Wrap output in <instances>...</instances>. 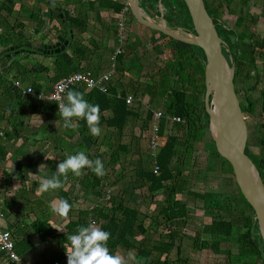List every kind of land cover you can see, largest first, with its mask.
Here are the masks:
<instances>
[{"label": "trees", "instance_id": "trees-1", "mask_svg": "<svg viewBox=\"0 0 264 264\" xmlns=\"http://www.w3.org/2000/svg\"><path fill=\"white\" fill-rule=\"evenodd\" d=\"M178 1L184 9L191 25L190 16L184 2L182 0ZM240 1L246 8L250 0ZM41 2H45L46 7L49 9L48 22L51 24L50 30H53L56 27L61 29V25V27L64 28V31H61L64 33V35L71 32L69 44L64 51L52 55L33 51L32 48L25 49V51H23L24 53L27 52L32 55L37 54L44 56V61L46 59H50L51 61L49 65L44 66H42L41 63L35 64L31 70L29 69L30 71L26 69L27 66H25V68H23L25 70V75H27L28 79L31 74V78L29 77V80L25 85L24 79H22V88L15 86L17 78H11L5 89H0V149L2 148V140L8 142L20 137L19 132L22 131V122L28 113H30L31 116H34L33 114L45 116L47 113H58L59 111L56 103L38 101L34 95L24 94L23 89H25L27 86H31L34 90V93L38 94L44 89V86L40 81L43 79H48L47 85H52L54 82L58 81L64 76L81 71L84 68L83 64L88 58V49H83L78 40L76 42L77 44L75 43V46L72 45L75 38L86 32V19L83 20L80 16L71 15L67 11L60 9V6L57 2H55L53 6H50L46 0H34V3L31 5V7L34 6V4L37 5ZM124 2L125 1L118 0H98L96 4L99 9L111 11L118 16L120 12L126 7ZM156 2L157 0H154L153 3ZM173 2L174 0H162L161 4L167 8L168 12H170ZM225 2L227 4L226 6L230 7L232 0H225ZM94 4L95 2L92 0L87 2L88 7L90 8H93ZM205 4L211 18L213 19L219 37L226 44L222 47V52L226 58L231 56L235 65L236 72L234 77V85L236 90V84L240 78H243L244 81H248L251 78V71L257 67L255 56L256 48L262 49L263 46L256 38L254 32L250 31V26L252 25V16L249 11L246 10L244 14L237 16L234 21L235 26L234 28H231L228 27L225 22H221V15L218 13L217 6H215L216 8L213 7V4L211 6V4L208 3V0H205ZM41 9L39 7L34 11L31 8V21L36 22L34 33H38L44 24V19L42 17L43 9ZM55 9H59L60 14H63L62 18L59 17V14H56L53 11ZM1 11L8 12L6 7H0V12ZM54 21L56 22L54 24L57 25L53 24ZM154 32L158 35H161V37L166 38V36L163 34H160L156 31ZM1 36L2 33H0V42H2ZM56 36L58 35L55 34L54 39ZM244 40H247L250 48L244 47L241 44ZM169 41L173 43L175 40L170 39ZM169 44L170 45H168V47H171V43ZM184 45L185 47L176 48L172 53L173 57L165 63L164 68L162 69L163 71L160 73L161 76L159 77L158 82L159 87H156L155 82L152 79V84L144 90L150 95L149 103H154L155 100L159 101V104L162 105L163 112H161L162 117L157 123L159 147L154 156L150 155L152 159L150 163L151 168L146 169V167H141L135 171V176L141 181V185L145 187L152 196L161 191L165 192L163 199L164 204L159 210V215L163 217L164 224H168V226L178 222L182 225H186V221L189 216V208L182 200L175 199V196L177 194H182L184 189V183H179L183 174L181 173L182 170L180 167V162L182 166L184 163L182 160L185 157V154L188 152V150H193L192 148L194 143L201 141L203 132L208 130V115L204 108V53L198 47L186 44ZM2 46L3 51L0 53V59L2 60L7 58V54L12 52L13 54H17L20 52V49L25 47V45L21 44H19L18 47H14V45H7L4 43ZM72 46H74L73 49L71 52H68V49ZM11 48H14V50ZM116 60L122 62L124 60V53L120 52L117 54ZM139 61L140 57L138 59V62ZM39 66L41 69L37 70ZM8 67L9 65L5 67L3 71L8 70ZM41 77L43 78L41 79ZM198 78L201 79L200 83L197 82ZM3 83H5V81L3 76L0 75V85ZM47 85H45V90L47 89ZM69 90H77L82 92L86 100L92 104H98L100 106L101 128L105 127L106 129H115L122 132L129 118H140L138 110H136V108L129 107L125 103V96L127 94L125 91L122 92L118 98H116V90L114 87L109 89L110 91L108 94H103L97 90L84 89L82 87H72ZM134 95H136V93ZM8 100L12 101V103L15 105L7 106L6 108L4 104H1H6ZM65 100L66 94L64 97V101ZM261 101V112L264 113V91H262L261 94ZM240 106L244 116L245 114L252 113L253 111V104L251 102H246L245 105L241 100ZM199 112L202 113L203 123L200 116L198 115ZM153 113L154 110L152 108L147 109L146 115L142 119L144 128L150 126L152 123ZM170 117L180 119L179 122L172 123V126L170 127L171 131L175 130V134H167L169 127L167 118ZM76 123L78 124V130L73 131L71 129H67L66 136L71 138L73 132H77V134L81 135L83 138L86 137L85 140L87 139L89 142H91L92 139L94 146H97V141L96 139L94 140L92 138L86 121L78 120ZM180 137L184 138L185 143L183 147L177 149V143ZM102 140L105 142V145L110 144L109 137L105 136ZM67 143L68 148L70 149L73 143L69 141ZM204 145V147L209 150L210 158H215L217 161L220 160L225 162L232 174L230 165L216 152L212 139H210L209 142H204ZM78 150H80V148ZM127 151V146L117 145V147L113 150V153L110 155L111 163H113V165L116 164L119 161L120 153H125ZM149 151H151L150 145ZM180 151L181 154H179ZM0 152L2 151L0 150ZM246 155L248 156L247 150ZM88 158H90V156H88ZM97 158L103 162L102 154L96 155V159ZM175 159L179 160L180 162L178 161V165L175 164L174 166L173 162H175ZM6 160L12 162L11 158ZM64 160L65 159L61 161ZM58 161H60V159H58ZM17 165L20 167V170H22L23 164L18 162ZM255 166L257 167L262 178L263 172L260 169V165L257 164ZM56 167L57 166H55V170ZM154 167H158V175L153 173L152 168ZM85 172L87 174L84 175L82 180L78 178V180H80L79 182L81 183L80 185L84 189V194H91L98 199H103L107 194H105V192H107V185H109V187L114 186L119 180L118 177L113 181L112 184H107V178L105 176L98 178L95 174L90 173L88 169H85ZM1 176L2 180L4 181L5 189L8 190L10 188V184L14 181L13 174H11V172H4ZM42 176L49 178L47 174H42ZM167 183H169V186L166 185ZM167 186L169 190L165 191ZM236 190L239 192L237 186ZM114 192L115 191H110L109 189V199L106 200L104 204L97 203L94 208L79 210L73 219H69L66 222L64 226L66 231L65 233H59L47 220L42 221L35 219L32 222L24 223L22 227L18 228L20 230L19 234H16V230L15 233H12L14 235L16 234L15 236L13 235L15 252L19 257H23L26 252L33 248L34 244L30 240L31 235L37 236L41 243H44L48 246L56 243H67V234H73L79 226H87L93 222L97 224L102 230L111 233V238L108 241V247L113 255L117 254L118 250L121 248L124 250L133 249L134 243L132 240L137 238L139 235H144L147 231V228L143 223L144 215L142 216L136 206H130L127 203V200L123 196L125 194L124 191L123 193L117 192L116 194H114ZM188 194H191L196 199L204 201V204L207 206L208 210L212 209V204L215 202H217V204H222L220 199H224L223 194L220 193L207 192L200 194L188 192ZM58 195L60 199L67 200L70 204H72V206L74 205L75 200L69 198V192L59 191ZM239 195L243 202H245L240 193ZM245 204L248 208V211L247 215L244 217V223L241 227L235 226L232 221L221 216L211 218V221L208 224H205L200 232L191 238L193 247L197 251L209 250L211 252L218 251L220 244L223 242L235 243L237 244L238 248V256H254L257 259V264H264V247L262 239L259 235L257 222L252 209L246 202ZM224 206L226 207L227 205L219 206V208H217L221 210L224 208ZM12 207L13 203L5 200L3 205L0 206V212L4 215V217H8L10 216V209ZM18 222L19 223L17 226L21 221ZM201 235H208L209 240L201 239ZM179 236H181L180 232H178V235H176L175 230H170L168 228V231L165 233V235L154 241L150 248L146 246L135 248V256L138 259H147V264H187V259L181 256L180 247L175 245ZM173 249L177 250L176 260H171L170 258ZM43 253L45 254L43 256L44 261L42 264H52L54 260L50 257L51 251H49L47 248H44ZM227 254L231 263L232 252L229 251ZM6 262L9 261L6 260ZM10 263L15 264L12 262Z\"/></svg>", "mask_w": 264, "mask_h": 264}, {"label": "rangeland", "instance_id": "rangeland-1", "mask_svg": "<svg viewBox=\"0 0 264 264\" xmlns=\"http://www.w3.org/2000/svg\"><path fill=\"white\" fill-rule=\"evenodd\" d=\"M80 1L82 3L84 2V9L86 10V12H88L90 25L86 29L85 33L73 40L72 45L75 46L78 40L81 45L83 43L85 48H88L91 52H93L92 54H94L96 59L93 62L90 61L88 64H86L88 66L83 69H88L89 67L91 70H93L94 66L96 65V62L99 61L101 73L114 70L113 77H115L114 80L116 84H119L123 88L127 87V85L130 83V85L133 86L132 92H136V95H134L135 93L129 91V96L131 95V97L133 98V103L130 106L131 108H135L136 106L138 107V111L140 112V118L128 119L129 123L126 131L122 132V134L117 131L116 134H114V140L110 139L109 145H105V142L103 140L98 141L97 146H94V144L92 143V139L91 142H85L86 149L84 151L86 152L87 156H90L89 159L95 160L96 155H103V164L106 170L105 177L107 178V184H112L113 181L119 177L118 183L116 185L111 187L107 185V192H105V194H107L104 196L103 199H98L91 194H84V189L80 185L81 183L79 182L84 178V175L82 177H74L70 174L68 181L65 183V186L62 189L51 193L39 194L37 192V189L41 181L45 179L42 174L48 172V177L52 176L55 172L54 166L49 168L48 166H45V170L47 172L41 173L43 169L42 168L40 169V174L37 175V173L35 172V168L33 169L32 167L30 159L24 158V160L23 158H18L27 164H25L26 166H23L22 168L24 176H22L23 174L21 173H11L15 175L16 180L10 184V188L8 190L5 189L4 183H1L4 186L0 185V188L2 190V196L0 195V200L4 196V199L6 198V200L12 201V203L14 204V207L10 209V217L6 219L7 224L10 228L9 230L12 231V233H15V230L18 231V228L22 227L24 223L32 222L35 219H39L42 221L47 220L59 233H65L66 231L64 229V226L69 219H73L79 210L94 208L97 203L104 204L106 200L109 199V194L111 195L110 192L108 194V191L110 189V191H115L114 194H116L117 192L123 193L124 191L125 194L123 196L127 200V203L130 206H136L142 216L144 215L143 223L144 226L147 228V231L144 235H139L137 238L132 240V242L134 243L133 249L124 250L121 248L118 250L117 254H120L126 258L129 252H132L135 255V248L137 247L146 246L150 248L153 245L154 241L158 240L161 236L163 237L169 228L170 230H175L176 235H178V232H180L181 236L178 237L175 245L180 247L181 256L187 259V264H233V262L234 264H257V259L254 256H238V248L237 244L235 243L223 242L220 244V248L218 249V251L211 252L209 250L197 251L192 245L191 238L195 234L199 233L202 227L211 221V218L221 216L225 219L232 221L235 226L241 227L244 223V217L245 215H247L248 211L245 202H243L239 195V192L236 190L234 179L232 180V174L229 171L228 166H226L227 164L220 160L217 161V159L215 158L211 159L209 156V150L204 147V142H209L211 139L208 130L203 132L201 141H197L194 143L192 148L193 150H188V152L185 154V157H182V161L184 162L182 166L179 160L175 159V162H173L174 166L178 163V161L180 162V167L182 170L181 173H183L179 183H184V189L182 194H177L175 196V199L182 200L187 204L189 208V216L186 221V225H182L179 222L170 226H168V224L165 225L163 217L159 215V210L164 204L163 199L165 192L161 191L158 192L156 195L152 196L147 191V189L141 185V181L135 176V171L137 169L141 167H146V169L151 168L150 163L152 161L150 157L151 154L149 151V140L153 132V125H155L156 122L152 121L150 126L144 128L142 119L145 117L146 111L149 108H152L154 112H163L162 105L159 104V101L157 100H155L154 103H149L145 100L143 105L139 100V102L136 100H143L142 98L146 97L150 100V95L147 94L144 90L152 84L153 81L151 80L154 77L155 85L157 88L159 87V77L161 76L160 73L161 71H163L162 69L164 68L165 63L173 57L172 53L176 48L185 47L184 43L178 41H174L172 43L165 37H161L158 35H155L156 39L153 38L150 35H154L155 33H153L147 28H137L138 24L135 23V21H133V19L130 18L131 16L128 14V24L127 22L125 23V27L128 26L126 30L127 35L125 31H122L123 34L125 33V42L122 49L124 50L123 53H127L129 51V53L126 54V58L128 59L123 62L124 67L126 68L125 73L124 71H117L116 68H112L113 66L115 67V63L117 61L115 63L112 62L110 60V57L111 55L114 56V49L116 47H119V44L116 42V34H114L116 31V25L119 20V16L115 15L110 11L99 9L97 5H95L98 0H92L95 2L93 8L88 7L87 0ZM19 2H21V0H19ZM52 2H57L58 4H60L61 0H52ZM0 3H3L8 6L7 3L2 0ZM10 3H13L12 0H10ZM33 3L34 0H26L25 4L31 7ZM208 3H210L211 6L213 4V7L217 6L218 13L221 15H219L221 22H225L228 27L231 28H234V21L237 16H241L243 14L242 10L244 6H242L243 4L240 0H232L230 7L226 6L227 4L225 0H208ZM37 5L34 4V6H32L31 8L34 11L39 7L40 9L42 8L43 10H41L44 11L42 17L45 18V20L39 32H35L36 34L34 33L36 22L31 21V23L29 24L28 22L31 20V17L28 19V21L21 19L26 18V16L31 13V8L27 9V15L24 14L23 16H19L20 19L16 20L15 24H13V22L16 16L8 17V14H6L5 12L0 13V28L5 29L3 30L1 36L2 42L4 44L14 45V47H18L19 44H29L31 45V48L41 49L44 45H50L54 43L55 30H50L51 24H49L48 22L49 14L47 11L49 9L46 7L45 2L38 3ZM15 7L18 9L21 6L15 3ZM126 7L128 9L127 5ZM71 8L72 7H69V9ZM250 10H253L252 6ZM70 11L73 10L71 9ZM99 18L102 23L96 24ZM18 22L21 23L22 26H19ZM12 25H14L13 27L15 29H11ZM132 25L135 27V29L138 30V32H140L142 44L144 43V45H146V53H144V49L141 50L139 49V47L133 49L136 50V52H130L131 48L129 46L130 40L128 36L129 34H132V32L130 31ZM7 27L9 28L7 29ZM60 28L61 31H64V28L61 27V25ZM250 31L254 32V34L256 33V31L253 30ZM58 33V36H65L63 32ZM91 41H93V43ZM169 43H171V47H168V45H170ZM90 44H95V47H97L95 49L96 51L92 49ZM74 46L70 47V51L73 49ZM245 46L250 48V45L247 41ZM262 50H264V48L260 49V51ZM0 53L2 52L0 51ZM137 54L139 55L141 62H130L129 59L132 60V58L137 57ZM8 57L9 58H4L3 60L0 59V75L3 76V79L5 81V83L0 85V89H5L11 78H17L16 81H18L20 85H22V79H24L25 85L28 82L29 77L31 78L30 74L27 79V75H25V70L23 69L25 68V66H27L26 69L31 70V68L35 66V64L41 63V65L44 66L49 65L51 61L50 59H46L44 61V56L37 54L32 55L27 52H19L17 54H12ZM261 58L262 57H258L257 59L260 60ZM5 63H7L9 67L8 70L3 71L5 68L4 66L6 65ZM118 64L117 67L122 68L121 63L118 62ZM40 69L41 67L39 66L37 70ZM197 82L200 83L201 79L198 78ZM43 84L47 85L48 79H44ZM137 87L138 90H136ZM1 104H4L6 108L7 106L15 105L10 100H8L6 104ZM198 115L200 116L202 121V113L199 112ZM245 118L247 119V114H245ZM246 121H248V119ZM168 125L169 127L167 130V134H175V130H170L172 123L169 122ZM23 134H25V132H23ZM102 136L103 135H101V138ZM184 143V138L180 137L177 143V149L183 147ZM117 145L127 146L128 151L125 153H120L119 161L113 165L110 160V155L113 153V150L117 147ZM80 147L83 148L82 144L79 142L78 147L72 145L71 149L76 151ZM74 151L72 152L75 153ZM67 152L68 151H65V153ZM179 154H181V151L179 152ZM12 156H5V159H12L11 164H13L15 160L17 161V159H15L16 156ZM40 162L41 163L39 164V167L41 168V165H43L44 167V160H41ZM221 167L224 168L221 169ZM89 172L92 173L90 170ZM78 178H80V180H78ZM263 178L264 175L262 179ZM166 185L169 186V183H167ZM168 186L165 191L169 190ZM59 191L69 192V198L75 200L74 205L71 211L69 212L67 218H61L54 214L51 210L53 201H58L60 199L58 195ZM188 192L200 194L207 192L218 194L220 193L223 194L224 199H220L222 204L212 202V209L208 210L207 206H205L204 204V201L194 198V196L188 194ZM216 205L227 206H224L223 209L219 210V206ZM4 220L5 219L2 220L3 225H5ZM18 221L21 222L17 226V224L19 223ZM5 227L7 228V226ZM19 233L16 232V234ZM31 236L30 240L35 245L34 248L26 252L24 256L20 258V262L15 264H42L44 261L43 256L45 254L43 253L44 248H48L49 251H51L50 257L54 260V264H67L66 250L64 248V245L66 243H56L48 246L44 243H41L38 240L37 236ZM201 239L209 240V236L201 235ZM229 251L232 252L231 263L228 259L227 254V252ZM176 257L177 250L173 249L170 258L171 260H176ZM1 260L2 261H0V263L3 262L4 259Z\"/></svg>", "mask_w": 264, "mask_h": 264}, {"label": "crops", "instance_id": "crops-1", "mask_svg": "<svg viewBox=\"0 0 264 264\" xmlns=\"http://www.w3.org/2000/svg\"><path fill=\"white\" fill-rule=\"evenodd\" d=\"M2 1L6 2L8 6H6L3 3H0V7H3V8L6 7V10L9 13L6 11H1V12L2 13L5 12L6 14H8V17L16 16L14 18L13 24H15L16 20L20 19L19 16H23L24 14L27 15V9L31 8L30 6L25 4L26 0L25 1L21 0V2H19V0H12L13 3H10V0H2ZM88 1L89 0H87V2ZM0 2H1V0H0ZM15 3L21 7L17 9L15 7ZM95 5H97V4H95ZM125 5H128V0H125ZM59 6H60V9L67 11L71 15L80 16L81 19H83V20L86 19V21H87L86 29L88 28V26L90 25L89 16H88V12H86V10L84 9V2L82 3L80 0H61V3L59 4ZM251 6H252L253 10H250ZM263 6H264V0H250L248 5L246 6V8L245 7L243 8L242 13L244 14L246 10L250 12V14L252 16V25L250 26V29L253 31H256V33H255L256 38L259 40V42H261V45L264 48V39H263V34H264V8H263ZM69 7H72L71 9L73 11H70L71 9H69ZM43 12L44 11H42V14H43ZM20 14H22V15H20ZM48 14H49V12H48ZM143 14H145V13H143ZM27 16H26V18H21V19L28 21V19L31 17V13H29ZM147 16H149L151 19H156V18H154V15L152 14V12H149L147 14ZM130 18H132L133 21H135V23L138 24L137 28L138 27L142 28V29L147 28L150 31H152L153 33H155L154 31H156V30H153L149 27L142 25L133 17L132 14H131ZM43 19L45 20V18H43ZM28 23L30 24L31 20ZM53 23H56V22L54 21ZM97 23H102V21H100V18L98 19L96 24ZM92 24H94V23H92ZM18 25L22 26V24L19 22H18ZM13 26L14 25H12L11 29H15ZM127 27L128 26H126V27L124 26V29L122 31L126 32ZM8 28L9 27H7V29ZM57 29L58 28L53 29V31L55 30L56 35H59L58 32L62 33L60 29H58L59 31H57ZM3 30H5V29L2 28L0 33H3ZM122 31L119 35L118 27L116 25V31L114 34H116V42L119 44V47L118 48L114 47L115 48L114 49L115 51L113 53L114 56L111 55V57H110V60L114 63L117 61L115 52L117 50H120V52H124V50L122 48H123L124 42H125L124 41L125 40V33L123 34ZM130 31L132 32V34H129V36H128V38L130 40L129 41V43H130L129 46L131 48L130 52H132V53L136 52V50H133V49H136L138 47L141 50L144 49V52H146L147 51V49L145 47L146 45H144V43L142 44V38H141L140 32H138V30L135 29V27L133 25H132ZM156 32H158V31H156ZM126 35H127V32H126ZM155 35H158V34L155 33L154 35H150V36H152L153 38L156 39ZM90 39H92V38H90ZM1 41H2V39H1ZM246 41L247 40H244L242 43V45L244 47H246L245 46ZM91 42L93 43V41H91ZM2 44L3 43L0 42V51L1 52L3 51ZM82 45H83L82 48L84 49L85 46L83 43H82ZM90 45H91L93 50H95L97 48V47H95V44L94 45L90 44ZM70 49L71 48L68 49V52H71ZM92 53L93 52H91L88 49V51H87L88 58H87L85 64H83V66L85 65L84 68L88 66L86 64H88L90 61L93 62L94 60H96L94 54H92ZM127 53H129V51ZM127 53H124V60L122 62H120L122 65V68L117 67V64L119 61H117L115 63L116 64L115 67L113 66L112 68H116L117 71H121V72L124 71V73H125L126 68L124 67L123 62H125L128 59V58H126ZM91 54H92V56H91ZM255 55L257 56L256 57V66H257L256 69L251 71V73H250L251 78L248 81H244L243 78H240L237 81L236 91H237V95L239 97L240 102L242 100L245 105H246V102H251L253 104V111H252V113L247 114L248 121H246L247 125H248V129H249V140H250V142L248 143L247 152H248L249 159L255 165H257V164L260 165V169L264 175V113L261 112V106H262L261 94H262V91H264V50L260 51V49L256 48ZM258 57H262V58L259 60V59H257ZM7 58H9V57L7 56ZM112 58H114V60ZM138 59H139V55L137 54V57L132 58V60L129 59V61L130 62H138ZM140 62L141 61H139V63ZM5 64L6 65L4 67H7L8 64L7 63H5ZM123 67H124V69H123ZM82 70H85V69H82ZM86 70L90 71L96 77H98L104 73H107V72H104V73L100 72L99 61L96 62V65L94 66L93 70H91L89 67ZM109 72H112L113 76H114V70L109 71ZM42 78L43 77H41V79ZM154 78H153V80H154ZM114 79H115V77H112L111 82L109 84V89L111 87L115 88L116 98H118L121 95V93L124 91L127 92L125 98L127 96H129V91L132 92L133 86H131L129 83L127 85V87L122 88L119 84L115 83ZM43 81H44V79L40 82L43 84ZM131 84H132V81H131ZM43 86H44V89L41 92L47 93L50 91V89H51L50 86H52V85L51 84L47 85L46 90H45L46 87L44 84H43ZM82 88H84V87H82ZM109 89H108V93L110 91ZM136 90H138V87L136 88ZM132 93H136V92L133 91ZM143 97H144V95H143ZM142 99L143 100L137 99L136 101L139 100L142 103V105L144 104L145 100H146V102H149V98H147V97L142 98ZM129 107H131V106H129ZM135 108H136V110H139L137 106ZM138 113H140V112L138 111ZM33 115L34 116H31V114L28 113L27 116L23 119L22 131L19 132L20 133L19 138L14 139V140H10L8 142L2 140V148L0 149L2 151V152H0V156H1L0 157V161H1L0 162V185H3L1 183H4V181L1 178L2 177L1 175L4 172L21 173V174H23L22 176H24V173L22 172L23 169L20 170V167L17 165V163L20 162V164H23L24 167L27 164L18 158L30 159L32 167H33V169L35 168V172L38 175V174H40V169L43 168L41 173H45V172H47L45 170V168L47 166H48V168L52 167L54 165L57 166L60 162H62L61 160L67 158L68 154H76L77 152L86 149V146H85V142L87 141V139L85 140L86 137L83 138L81 135H78L77 132L76 133L73 132V135L71 138H68L66 136V130L67 129H65L63 127L64 122L62 119H60V116L58 113L51 112V113L45 114V116H41L39 114H33ZM128 123H129V120L127 121V124H126V126L122 132L126 131ZM117 131H119V130L106 129L105 127H102V134H101V135H103L102 138H101V135L99 137H93L92 136V138L94 140L97 139V142L101 141L103 139V137H105V136H108L109 138L111 137L110 139L114 140V134H116ZM23 132H25V134H23ZM122 132H120V133L122 134ZM68 141L73 143L72 145H74L75 147H78L77 144L80 142L82 144L83 148L80 147V150H76V151H74L71 148L69 149L68 143H67ZM65 151H68V152L65 153ZM72 151H74L75 153H73ZM12 155L16 156V158L14 157L15 159H17V161L15 160L16 164H15V162L13 164H11L12 163L11 161H7L6 160L7 158L5 159V156L11 157ZM2 156H4V157H2ZM45 157H46V159H45ZM58 159H60V161H58ZM41 160L42 161L44 160V167L40 168L39 164L41 163L40 162ZM4 161H5V164H4ZM55 166H54V168H55ZM223 168L224 167H221V169H223ZM54 171H56V170L54 169ZM45 174H48V172ZM13 178L15 181L16 180L15 175H13ZM49 178H51V176H49ZM261 180L264 182V178ZM1 192H2V190L0 188V195L2 196ZM5 200H6V198L4 199V196H3V198L0 200V206L3 205ZM10 202H12V201H10ZM13 207H14V204H13ZM8 217H10V216H8ZM8 217H5V220H4L5 225H3V224L2 225L7 226V229L9 230L10 228H9V226L7 224V220H6ZM10 232L12 234V231H10ZM17 232L19 233L20 230H18ZM12 236H13V234H12ZM13 238H14V236H13ZM34 246H33V248H34ZM1 259H3V258L0 256V261H2ZM0 264H11V263L6 262V260H3V262H1ZM52 264H54V262Z\"/></svg>", "mask_w": 264, "mask_h": 264}, {"label": "water", "instance_id": "water-1", "mask_svg": "<svg viewBox=\"0 0 264 264\" xmlns=\"http://www.w3.org/2000/svg\"><path fill=\"white\" fill-rule=\"evenodd\" d=\"M190 15L194 34L179 35L168 30L163 23L143 14L138 0H128L133 17L142 25L156 30L175 41L195 46L204 53V108L208 115V132L216 152L227 161L232 169L239 193L250 206L257 222L259 235L264 247V182L255 164L246 155L249 143V130L235 90L236 68L231 56L222 52L225 42L219 37L205 0H182ZM50 6L55 2L47 0ZM59 17V9L53 10ZM71 32L57 36L56 43L44 45L41 49L32 48L47 55L57 54L68 46ZM27 44L20 52L30 49ZM14 50V48H11ZM8 54L7 56L12 55Z\"/></svg>", "mask_w": 264, "mask_h": 264}, {"label": "clouds", "instance_id": "clouds-1", "mask_svg": "<svg viewBox=\"0 0 264 264\" xmlns=\"http://www.w3.org/2000/svg\"><path fill=\"white\" fill-rule=\"evenodd\" d=\"M41 99H44L43 96ZM58 107V114L64 122L65 129L77 131L76 121L84 120L93 137L102 134L100 106L86 100L82 92L67 90L66 100L58 103ZM85 169L90 170L98 178L106 175L103 162L98 158L89 159L86 152L81 150L74 155H68L60 162L51 178L41 181L37 192L43 194L62 189L68 181L69 174L82 177L87 174ZM72 207L67 200L59 199L53 201L51 210L57 216L67 218ZM110 238L111 233L102 230L94 222L87 226H79L75 233L67 234V243L64 245L67 264H147V259H138L132 252H129L126 258L120 254L113 255L108 247Z\"/></svg>", "mask_w": 264, "mask_h": 264}, {"label": "built area", "instance_id": "built-area-1", "mask_svg": "<svg viewBox=\"0 0 264 264\" xmlns=\"http://www.w3.org/2000/svg\"><path fill=\"white\" fill-rule=\"evenodd\" d=\"M126 12H127V7H125L118 15L119 20L117 22V27H118L119 35L125 26ZM119 53H120V50H117L115 52V55ZM112 59L114 60V58ZM112 77H113L112 72H107V73H104L96 77L90 71L85 69V70H81V71L72 73L68 76H64L60 78L58 81L52 84L50 91L47 93L40 92L38 94H35L31 86L25 87V89H23V93L27 95H34L38 101L54 102L58 106V103L64 101L66 91L72 87H84V89L97 90L103 94H108L109 84L111 82ZM15 86H17L18 88H22V86L20 85L18 81L15 82ZM61 89H63L64 91H61ZM41 96H43L44 99H41ZM125 102L127 105L130 106L133 103V98L131 96H127ZM58 110H59V107H58ZM161 117H162L161 112L153 113V121L156 122V124L153 125V132L149 140V145H150V150H151L150 152L152 156L155 155L159 147L157 123ZM167 120L170 123L180 121V119L175 118V117L167 118ZM157 169L158 167L152 168V171L155 175H158L159 173ZM3 219H4V215L0 212V254H1V257L12 263H18L20 262V257L17 255V253L14 250L13 236L11 232L5 226L2 225Z\"/></svg>", "mask_w": 264, "mask_h": 264}, {"label": "flooded vegetation", "instance_id": "flooded-vegetation-1", "mask_svg": "<svg viewBox=\"0 0 264 264\" xmlns=\"http://www.w3.org/2000/svg\"><path fill=\"white\" fill-rule=\"evenodd\" d=\"M153 2H154V0H138V6H139L140 10L143 13H145L146 15L149 12H152V14L154 15V18H156L154 20L159 21L160 23H163L166 29L174 30L179 35L194 34L192 21H191V25H190V22L188 21V18L185 14V11L182 8V6L178 0H174L175 3L173 2L172 6L170 8V10H171L170 12H168L167 8H165L161 4L162 0H157L156 3H153ZM128 14L130 16L132 14L129 7H128L127 12L125 14V23L127 22V15ZM190 20H191V18H190ZM127 24H128V22H127ZM160 34H162V33H160ZM158 36H161V35H158ZM166 39L170 40L172 38L166 36ZM55 43H56V38H55L54 43H52L50 45H53Z\"/></svg>", "mask_w": 264, "mask_h": 264}, {"label": "bare ground", "instance_id": "bare-ground-1", "mask_svg": "<svg viewBox=\"0 0 264 264\" xmlns=\"http://www.w3.org/2000/svg\"><path fill=\"white\" fill-rule=\"evenodd\" d=\"M5 219V218H4ZM9 263H10V261H9Z\"/></svg>", "mask_w": 264, "mask_h": 264}]
</instances>
